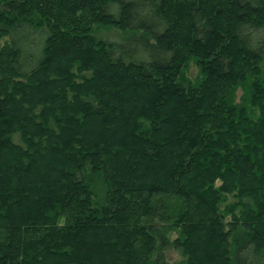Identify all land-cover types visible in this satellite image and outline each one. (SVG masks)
Instances as JSON below:
<instances>
[{"label":"trees","instance_id":"1","mask_svg":"<svg viewBox=\"0 0 264 264\" xmlns=\"http://www.w3.org/2000/svg\"><path fill=\"white\" fill-rule=\"evenodd\" d=\"M0 264H264V0H0Z\"/></svg>","mask_w":264,"mask_h":264},{"label":"rangeland","instance_id":"2","mask_svg":"<svg viewBox=\"0 0 264 264\" xmlns=\"http://www.w3.org/2000/svg\"><path fill=\"white\" fill-rule=\"evenodd\" d=\"M187 74L188 76L192 79L195 75H196V68L192 63H188L187 65ZM239 92L237 91V94ZM165 256L167 258L168 261L172 262V261H177L180 257L179 253L177 250H175L174 248L170 247L166 250L165 252Z\"/></svg>","mask_w":264,"mask_h":264}]
</instances>
